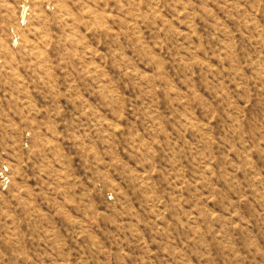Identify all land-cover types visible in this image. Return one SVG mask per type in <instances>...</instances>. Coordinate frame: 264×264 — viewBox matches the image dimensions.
<instances>
[{
    "label": "rangeland",
    "instance_id": "374dc122",
    "mask_svg": "<svg viewBox=\"0 0 264 264\" xmlns=\"http://www.w3.org/2000/svg\"><path fill=\"white\" fill-rule=\"evenodd\" d=\"M0 264H264V0H0Z\"/></svg>",
    "mask_w": 264,
    "mask_h": 264
}]
</instances>
